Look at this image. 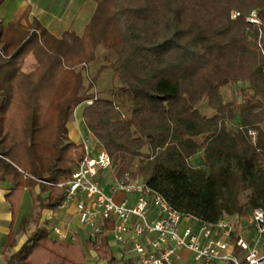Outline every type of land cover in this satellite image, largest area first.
I'll return each mask as SVG.
<instances>
[{
    "label": "trees",
    "instance_id": "16d2710c",
    "mask_svg": "<svg viewBox=\"0 0 264 264\" xmlns=\"http://www.w3.org/2000/svg\"><path fill=\"white\" fill-rule=\"evenodd\" d=\"M93 1L96 11L82 37L65 32L58 39L36 19L21 34L0 20V181L13 179L5 196L12 215L2 245L5 264H87L89 250L107 264L120 263L107 236L65 243L54 240L46 224L39 226L42 211L57 209L66 197L46 183L70 180L85 156L84 142L72 141L67 128L82 103H90L83 111L88 144L110 156L119 179L145 160L144 182L185 218L215 223L224 215L264 210V0ZM253 10L260 26L247 22ZM231 11L241 15L232 20ZM100 44L117 53L109 68L131 99L127 116L112 100L88 90L80 94L83 75L77 68L95 61ZM30 55L39 65L36 76L19 82ZM239 82H248L252 94L243 92L242 103L226 105L220 89ZM204 100L217 112L213 118L198 110ZM236 117L238 124L228 130L226 122ZM200 151L203 169L190 163ZM36 187L30 217L21 219L18 231L30 223L37 230L8 255L16 246L12 227L23 192ZM111 228L107 224L105 233Z\"/></svg>",
    "mask_w": 264,
    "mask_h": 264
},
{
    "label": "built area",
    "instance_id": "2783aa9c",
    "mask_svg": "<svg viewBox=\"0 0 264 264\" xmlns=\"http://www.w3.org/2000/svg\"><path fill=\"white\" fill-rule=\"evenodd\" d=\"M240 15L232 11L231 19ZM247 22L261 25L255 10L248 14ZM84 144L85 156L70 180L46 184L65 191L59 208L75 204L79 222L89 230L92 241L111 237L123 252L135 257L132 264H175L182 252L189 253L194 264H264L262 208L243 217L224 215L207 223L185 218L141 180L116 182L106 190L100 176L112 168L111 158L105 151L96 152L87 141ZM118 194L123 195L119 201L115 199ZM185 219L196 224H184ZM107 224L112 228L105 233ZM52 234L61 242L72 239L60 227H54Z\"/></svg>",
    "mask_w": 264,
    "mask_h": 264
},
{
    "label": "crops",
    "instance_id": "0c3cea01",
    "mask_svg": "<svg viewBox=\"0 0 264 264\" xmlns=\"http://www.w3.org/2000/svg\"><path fill=\"white\" fill-rule=\"evenodd\" d=\"M95 10L96 3L92 0H5V2L0 6V20L4 26L12 24L15 30L21 34L28 33L33 20L36 19L45 29H47L50 34L58 39H60L65 32L75 33V35L82 37L86 26L89 24L95 13ZM38 68L39 65L34 56H28L25 60L22 70L18 75V81H32L36 76ZM87 76L89 77L88 70ZM95 93V97L99 98L97 90H95ZM84 104L86 107L90 103ZM67 128L69 131V138L72 141L78 144L84 142V140L79 136L77 123L75 124L70 119L67 124ZM2 182L3 184L9 185V177H7L6 180ZM107 185L108 187L106 190H109L110 184L107 183ZM7 187H9V190L7 191H4L0 188V192H3L2 199L0 200V221L3 219L5 222L3 226L0 224V230L6 236V240L2 243V245L7 241V235L10 232V224L12 222L11 205L8 201H6L5 196L13 188V183L11 186ZM36 188L39 190V187ZM32 193L27 189L24 190L18 215L12 227L14 232H18L16 236V246L13 248V254L16 253L29 239V236L26 235L25 232L26 229L24 231L18 230L21 219L23 217H30L32 212V198L35 197L32 196ZM122 197V194H118L115 196V199L119 201ZM25 203L29 205L28 209H24ZM189 220L190 219H185L184 224H193L190 223ZM43 224H46V229L50 233L51 237L56 241L58 240L52 234V229L54 227H60L69 233L72 239L67 242H74L76 236H79L83 243H86L87 241L96 242L95 240L92 241L89 237V230L80 224L75 204H72L66 209H61L59 207L55 210L44 209L42 211V217L39 226H44ZM67 242L65 241V243ZM108 242L112 254L115 258L120 260L119 264H132L135 257L132 255H127V253L123 252L121 247L116 244L111 237L108 238ZM2 245L0 247V253H3ZM87 253V260L88 258L90 259V262H87V264H107L105 261L99 260L95 251L89 250ZM180 257V260L175 259V264H194L192 256L189 253L182 252Z\"/></svg>",
    "mask_w": 264,
    "mask_h": 264
},
{
    "label": "rangeland",
    "instance_id": "374dc122",
    "mask_svg": "<svg viewBox=\"0 0 264 264\" xmlns=\"http://www.w3.org/2000/svg\"><path fill=\"white\" fill-rule=\"evenodd\" d=\"M96 7H97V4H96ZM122 27H123V29H126L124 23H123ZM249 35L252 38L251 32H249ZM94 56H95V61L88 64V66L85 69H82V67L77 68V71H81V73L83 75V87L80 91V94H83L88 90L87 92L90 96H96L95 90H97L98 94H99V98L114 101L115 104L117 106H119L121 112L125 116L129 115L130 114V108H131V99L128 95L121 93V91H120V88H121L120 80H119L118 76H116L114 74L113 70L109 68V66L116 61L117 53L113 49H109L105 45L100 44L97 46V48L94 52ZM102 67L104 69H101ZM87 70H88L89 77L87 76ZM117 80L119 81V83ZM90 84L94 85V88L91 90L88 89V86ZM243 92L248 93V94H252V90L250 89V84L248 82H246V83L245 82H239L236 84H229V85H226L220 89V94H221L223 101L226 105H228L230 103H234V104L235 103L236 104L242 103L243 102ZM84 109H85V104L84 103L80 104L75 109V111L73 112V114L71 116V120L75 124L77 123L80 138L89 143L90 142L89 138H91V135H89L88 130H87V128L84 124V121H83ZM198 110L200 111V113L203 116H206L207 118H213L217 114V112L213 108L209 107L207 100H204L198 106ZM238 122H239L238 117H236V119L233 122L227 121L226 122L227 129L233 130L234 126L236 124H238ZM250 133L252 135L253 140L255 141L256 132L251 131ZM142 153L148 154L149 151L147 148H145L142 150ZM97 155H98V153L92 152L93 157H97ZM202 155H203V153H202V151H200V152H198V154L195 157H193L190 160V163L193 167H195L197 169H200V168L203 169L204 168V165L202 162ZM79 163H80V160L75 163V165L73 166L72 172H74L77 169ZM117 170H118L117 165L115 163H113L111 169H109V170H107L101 174L100 180L104 181L105 183H109L110 185H113L116 182L128 181V180L144 181L143 176L148 171L147 163L145 162V160H141V159H138L135 162L134 167H133V173L127 174L122 179H119V177L117 176ZM132 174H134V175H132ZM9 181H10L9 185L3 184V182L0 181V186H1L0 188L4 191L9 190V187H7V186L12 185V183H13L12 177H9ZM38 193H39V190H38V188H36V190L32 193V196H37ZM2 194H3V192H0V200L2 199ZM249 194H250V190L243 191L242 201L244 203H246L248 201L247 196ZM42 196L45 198L47 196V194H43ZM28 207H29V205L27 203H25L24 209H28ZM246 209L249 211L250 207L247 206ZM0 218H1V215H0ZM189 221H190V223H193L194 225L196 224V221H192L191 219ZM0 224L2 226L5 224L3 219L0 221ZM36 230H37V226L34 223H30L26 227L25 232H26V235H28L30 237L35 233ZM5 240H6V236L0 230V247ZM13 252H14V250H13V248H11L6 253L8 255H12ZM87 262H90L89 258H88ZM0 264H5V262L3 261V253L2 252L0 253Z\"/></svg>",
    "mask_w": 264,
    "mask_h": 264
}]
</instances>
